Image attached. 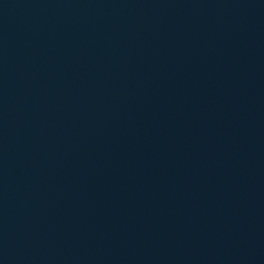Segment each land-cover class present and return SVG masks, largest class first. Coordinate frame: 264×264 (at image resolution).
I'll return each mask as SVG.
<instances>
[{"label": "water", "instance_id": "95a60500", "mask_svg": "<svg viewBox=\"0 0 264 264\" xmlns=\"http://www.w3.org/2000/svg\"><path fill=\"white\" fill-rule=\"evenodd\" d=\"M0 264H264V0H0Z\"/></svg>", "mask_w": 264, "mask_h": 264}]
</instances>
